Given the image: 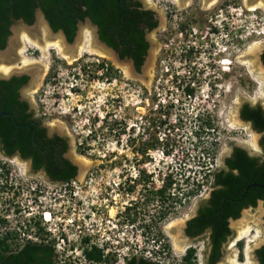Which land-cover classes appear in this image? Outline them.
Masks as SVG:
<instances>
[{"label": "rangeland", "instance_id": "obj_1", "mask_svg": "<svg viewBox=\"0 0 264 264\" xmlns=\"http://www.w3.org/2000/svg\"><path fill=\"white\" fill-rule=\"evenodd\" d=\"M144 1L152 6L156 2ZM234 2L228 10L230 27L239 37L238 57H225L230 60L223 62L227 72L219 74L216 86L209 81L212 69L202 67L201 74L192 76L198 70H191L179 55L170 67L169 53L163 54L159 67L149 64L141 75L128 76L93 47V37L84 29L87 23L80 25L72 43L60 36L64 49L56 47L59 34L51 32L41 11L30 25L13 23L5 48L11 39L15 59L0 57V78L30 72L23 96L49 132L67 139V156L86 171L68 182H51L19 156L0 149V239L8 236L9 250L29 240L48 241L55 247V264H102L84 254L97 244L110 255L107 264H125L134 254L186 264L183 256L191 245L196 248L193 264H207L205 239L189 241L183 233L186 220L205 201L213 172L224 167L235 146L264 158L263 133L240 117L244 104L264 109V70L259 62L264 0ZM210 3L201 0L204 18H210ZM170 5L171 0H161L160 10L166 12ZM161 25L170 26L163 13ZM165 46L170 49L167 39ZM191 78L195 95L190 98L183 90ZM200 118L213 128L196 137ZM204 147L207 153L202 156ZM169 172L181 191L194 177L202 184L198 194L165 211L169 201L157 191ZM189 175L188 183L184 180ZM141 176L153 178L144 182ZM162 211L165 217L160 220ZM230 228L218 264H259L255 250L264 242V201L242 210ZM177 236L184 241L180 249L174 243Z\"/></svg>", "mask_w": 264, "mask_h": 264}, {"label": "trees", "instance_id": "obj_2", "mask_svg": "<svg viewBox=\"0 0 264 264\" xmlns=\"http://www.w3.org/2000/svg\"><path fill=\"white\" fill-rule=\"evenodd\" d=\"M37 9L43 11L55 31L62 29L70 42L75 37L77 21L84 19L86 16H91L96 23L100 24L101 37L108 40V36L112 33L110 30H113V28L115 30L121 23L132 21L134 15V11L128 13L124 6L118 3V0H0V49H3L6 45L13 21L23 19L26 23L32 24ZM116 9L119 11L112 12ZM107 23L109 24L107 25ZM128 31L125 35H127L130 42V39H133V34L131 30L128 29ZM262 60L264 62V52ZM27 80V76L0 80V112L11 113L17 123L16 125L13 118L8 115L0 118V149L7 155H13L16 150H20L24 158L29 156L28 145L32 141L31 130L33 131V126L26 125L27 118L24 113L26 104L25 102H19V93L16 89L26 83ZM186 90L189 94L193 93V89L189 87ZM241 118L250 122L256 131L263 133L262 147L264 150V109L260 106L254 107L244 104L241 110ZM200 119L201 122L195 130L196 137H201L204 131L207 132L213 128L211 122L203 121V118ZM206 149L205 147L202 148V156L207 153ZM163 153L169 154L166 149H163ZM198 157L200 158L201 155ZM36 160L37 158L34 159V166L37 165ZM225 161L228 168L213 172L212 184L215 189L207 205L200 210L199 215L193 220L196 224L193 233L202 231L207 227L213 230L212 239L215 252L211 256V262L219 257L218 248L231 233L228 218L237 219L243 209L255 207L260 200L264 201V189L258 186H251L246 195L243 196L248 185L255 182L264 184V158L250 155L242 147L235 146L231 156L226 158ZM67 165L73 171L70 173L69 168L65 170L67 174L62 182H68L75 178V166L68 163ZM189 179H191L190 175L184 181L189 183L191 182ZM201 184L202 181L194 177L190 187L181 191L180 187H177V178H175L173 172L167 173L164 176L163 185L157 191L159 197L166 198L164 199L165 202L166 200L169 201L168 208L164 210L167 211L172 204L182 202L183 198L198 194ZM130 189L133 188L130 187ZM161 213L159 215L160 220L165 217V212L162 211ZM147 225L149 226V224ZM87 239L85 238V240ZM154 242L158 244L160 240L155 239ZM84 254L89 260L96 263L107 264V260L110 259V255L105 254V247H100L97 244H91L87 247ZM193 254L194 249L191 248L185 256L188 264L193 262ZM256 255L260 263L264 264V245L256 250ZM55 263V247L48 241L40 243L30 241L19 250L14 251L9 250L8 236L0 239V264ZM125 264H165V262L134 254Z\"/></svg>", "mask_w": 264, "mask_h": 264}, {"label": "flooded vegetation", "instance_id": "obj_3", "mask_svg": "<svg viewBox=\"0 0 264 264\" xmlns=\"http://www.w3.org/2000/svg\"><path fill=\"white\" fill-rule=\"evenodd\" d=\"M210 1H211L210 5H213V8L210 12L211 15H209L210 18L208 17L204 18L203 13L201 12L204 8L199 6L201 0H171V5L169 6V9L166 10L167 8H165L166 12L160 10L162 7L161 0H156L153 6L151 4L145 3L144 0H118V3L122 4L125 10L128 11V13H130L129 11H134V15L131 19L132 21L121 23L119 25L120 28L117 27L115 30L114 28L113 30H110V32L112 33H110V35L108 36V40H105L102 39L101 37L100 24L96 23L91 16H86L84 19H80L77 21V30L75 37L79 31L80 25L87 23L88 27L84 29H88L89 32L91 33V36L93 37L92 38L93 41L91 40V43L95 45L93 47L97 48L102 52V55L101 54L100 55L103 56L104 58H107L108 59L107 61L111 64L112 67H115L116 69L119 68L124 69V66L127 65L130 66L132 76L133 74H136L138 76L141 75L143 72V68L146 65L153 64L154 66L159 67L160 65H162L161 63L163 62L162 60L163 54L169 53L168 56L169 59H171V62L169 64L171 65L170 67H172V65H175L176 58L179 55L180 59H183L185 63L189 64V68L191 70H193L194 68L198 70L197 72L194 71V73H192V76H194V74H197V76L198 74H201L203 68L212 69V73L215 74L209 76V81L213 83L212 86L213 85L216 86L220 81V78L218 77L219 74L222 73V76H224L225 73L227 72V70L225 69V65L223 64L224 61L228 60L225 57L232 55L233 60H235V58L238 57V54H235V47L239 49L238 48L239 37L238 35H235V32L231 29L230 27L231 25L229 22L230 10H228V7L231 4L234 5L235 3L234 0H210ZM181 3L182 6H186V7H182ZM185 3L187 5H183ZM37 10H40L43 16L45 17V14L41 9H37ZM117 10L118 9L113 11L110 10V11L117 12ZM220 10L222 14L218 13V11ZM36 11H35V17H36ZM223 11L225 15H223ZM162 13L165 15L166 21L170 23L169 27H162L161 25ZM221 15L223 16L220 19H218V16ZM19 20H22L23 24L30 25L26 23L23 19H15L13 23H16ZM191 20L192 23H194V25L191 23ZM204 23L208 24V25L206 24L207 28L203 26ZM108 24L109 23H107V25ZM12 26L13 24L10 27V32L12 31ZM50 27L53 30L52 32L53 34H59L62 38L65 37V39H67V36L62 29L55 31L51 25ZM128 29L131 30L133 34V39L132 40L130 39V42L127 39V35H125V33L129 32ZM167 29H169L168 32L169 35L168 36L167 34L162 35L161 32ZM59 31H62L63 34L60 33ZM231 32L232 35H230ZM166 39L169 41V45H171L169 46L170 49L165 48ZM68 42L72 43L73 41L71 42L68 41ZM262 54H261V60H262ZM13 59H15L14 52L11 53V58L9 59V61H12ZM103 63H105L104 60L98 62L97 66L98 67L102 66ZM203 63H206V65H204ZM220 66L223 72H220ZM206 74H208V72ZM229 75L230 74L227 73V76ZM23 76H27L28 80L26 81V83L22 84L16 90L19 93L18 95L19 102L20 103L25 102L26 104L24 111L27 118L26 125L33 126V131L31 130L32 141H30L28 145V151H29L28 157L26 158L22 157L20 150H16L13 155H17L22 160L28 162L32 171L36 175L38 176L41 175L43 176L44 179L48 181L62 182L63 178L67 174L65 173V170H67L68 168H69L68 170L71 171L70 173H72L73 169H71L67 165V163L71 166H75L74 169L76 170V173L74 176L76 177L78 174V166L76 163H74L73 160H71L67 156L66 153L68 150L67 139L58 133L49 132L48 128L43 124L42 120L35 115L34 110L28 99L25 98L22 94V88L31 79L30 72L23 71L21 73H13L8 77L0 78V80L2 79L8 80V79H12L13 77H23ZM192 80H193L192 78L189 79L190 84L188 83L185 84L186 86H184V90H183L184 94L190 98L195 95V88L193 86L194 82H191ZM188 87L193 89V93L189 94L187 92L186 89ZM241 110L242 108L240 109V117H241ZM231 154L226 158L230 157ZM36 158H37L36 160L37 165L34 166L35 163L34 159ZM226 168L228 167L225 161L224 167L221 169H226ZM152 178L153 176H147L146 179H144L143 176L140 177V179L144 182L145 181L149 182V180ZM147 187H149V184H147ZM214 189L215 187L212 184L203 204L199 206V208L197 209L194 215H192L186 220L183 226V233L185 237L189 239V241L194 242L198 238L205 239L206 251H207V258H206L207 264H218L220 262L223 256V247L226 244L229 236L232 234L231 231L230 235L225 239V241H223L220 244L218 248L219 257L215 259L213 262H211L210 261L211 256L213 252H215L214 242L212 239L213 230L210 227H207L202 231L193 233V231L196 229V224H194L193 220L199 215L200 210L207 205L208 200L212 196ZM157 195L159 196L158 193ZM132 205L133 204H130V206ZM231 219L235 220L234 218H228L229 228H230V221H232ZM30 241L34 242L33 240L25 241L23 244H20L18 248L15 249L14 251L19 250L24 244ZM35 242L40 243L42 241H35ZM263 245L264 242L260 247H262ZM260 247L256 248V250L259 249ZM191 248L194 249V254L192 256V261L194 262L195 259L194 255H196V248L191 245H188V247H186V252L183 256L185 262H186L185 256L188 254ZM193 262L191 264H193ZM258 263L261 264L259 260ZM178 264H181V262ZM186 264L188 263L186 262Z\"/></svg>", "mask_w": 264, "mask_h": 264}, {"label": "bare ground", "instance_id": "obj_4", "mask_svg": "<svg viewBox=\"0 0 264 264\" xmlns=\"http://www.w3.org/2000/svg\"><path fill=\"white\" fill-rule=\"evenodd\" d=\"M39 23H41V22H39ZM38 26V25H37ZM45 26V25H44ZM34 29V28H33ZM36 30V29H35ZM37 31V30H36ZM39 32H40V29H39ZM41 33V32H40ZM85 34V33H84ZM56 37H57V34L55 35ZM85 36H87V35H85ZM58 37H60V35H58ZM88 38H86V42L88 41L87 40ZM12 41H11V39H10V41H9V44H10V46L7 48L6 47V49H4L3 51H1L0 52V57H11L10 55H11V53H12V50H13V45H12V43H11ZM8 44V45H9ZM87 44V43H86ZM92 44V43H91ZM56 47H58L59 49L62 47V49H64L63 48V41L61 40V37H60V39H58V40H56ZM67 48V47H66ZM104 54V53H103ZM108 57V56H107ZM228 60H226V61H224V62H227ZM124 70H125V73L127 74V75H131V68H130V66H124ZM264 70V69H263ZM264 75V74H263ZM79 165L81 166V168H82V174L80 175V176H82L84 173H85V166L84 165H82V164H80L79 163ZM244 217H246V215H244ZM239 222V221H238ZM240 223V222H239ZM182 241L183 240H180L179 238H178V236L174 239V243L176 244V246L177 247H179V249L182 247V245H180L181 243H182ZM184 242V241H183Z\"/></svg>", "mask_w": 264, "mask_h": 264}, {"label": "water", "instance_id": "obj_5", "mask_svg": "<svg viewBox=\"0 0 264 264\" xmlns=\"http://www.w3.org/2000/svg\"><path fill=\"white\" fill-rule=\"evenodd\" d=\"M39 11H40V10H39ZM45 20H46V19H45ZM17 22H22V20H19V21H17ZM46 22H47V24H48V26H49L51 32H53V30L51 29V27H50V25H49V23H48L47 20H46ZM59 32L63 34L62 31H59ZM63 38L65 39V37H63ZM65 41H66L67 43H69V42L67 41V39H65ZM4 49H6V48L4 47L3 49H0V52L3 51ZM259 62H260V66H261V68L264 69V63H263V61L261 60V56H260ZM4 115H8V116H11V117L13 118V115H12L11 113H9V112H0V118H1L2 116H4ZM13 122L17 125L16 120H15L14 118H13ZM74 163H76V162H74ZM76 164H77V163H76ZM77 166H78V174H77V175L80 176V175L82 174V173H81V172H82V168H81V166H80L79 164H77ZM251 186H258V187H261V188L264 189V184L255 182V183H252V184H250V185H248V186L246 187V190H245V192L243 193V196L246 195L248 189H249ZM245 209H246V208H245ZM231 220H233V219H231Z\"/></svg>", "mask_w": 264, "mask_h": 264}]
</instances>
